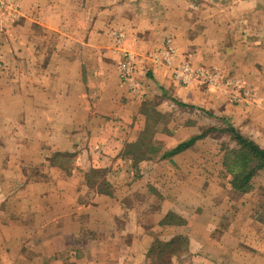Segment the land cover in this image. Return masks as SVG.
I'll return each instance as SVG.
<instances>
[{"label":"crops","instance_id":"obj_1","mask_svg":"<svg viewBox=\"0 0 264 264\" xmlns=\"http://www.w3.org/2000/svg\"><path fill=\"white\" fill-rule=\"evenodd\" d=\"M15 2L0 13V264H264V169L236 189L205 137L162 157L197 135L184 123L173 143L157 133L153 165L130 149L168 105L264 149V0ZM156 84L176 101L145 100Z\"/></svg>","mask_w":264,"mask_h":264},{"label":"rangeland","instance_id":"obj_2","mask_svg":"<svg viewBox=\"0 0 264 264\" xmlns=\"http://www.w3.org/2000/svg\"><path fill=\"white\" fill-rule=\"evenodd\" d=\"M160 94V96L158 95ZM145 100H156V99H163L165 96L170 97L172 100L171 101H176V97L171 96L169 93L165 92V90H160L159 86L156 84L154 88L149 90V92H143ZM162 97V98H161ZM165 105V104H164ZM163 115V116H162ZM206 113L203 112V107H197L194 105H186V106H181V107H176L173 105H168L166 108V112L164 114H161V116L157 115L154 111H151L148 116L151 118V126L150 131L151 134L154 133V138L155 141L153 142L158 148H161L160 150L158 149L155 151H152L149 149V146L145 147H135L132 146V148L135 153H136V160L137 163L143 162L145 159H149V162L151 165L157 161V159L161 156V153L163 150H165L163 145H161L159 142V139H157V133L162 132L160 137H162L163 140L166 142L173 143L180 138L178 136L183 135V133L178 132V128L184 123L189 126L193 127V130H196V134H201L203 132L206 133V131L209 129L208 133L206 134L205 138L208 140V145L204 146L205 149H219L222 152V155H215V157L222 163L225 157L226 151L230 149H236L238 147L237 143L233 141L230 137V134L227 132H221L220 129L222 128H228L229 124L233 125L229 120H222L219 119V117H215L211 119H208L210 121H207L205 119ZM161 120L160 122H156ZM213 128V129H212ZM171 132H173L171 134ZM177 134V137L173 138V135ZM159 136V135H158ZM204 138V137H203ZM154 140V139H153ZM148 145L150 143H147ZM151 147V146H150ZM215 151V150H214ZM74 161V159L72 160ZM224 169H220L219 174L222 180H226V182L229 180H232L233 178V171L230 169L226 168L224 164L222 165ZM258 177V178H257ZM257 179L255 181L256 185L261 184L263 187L261 189V198L262 201L264 202V182L260 181L262 179V175H257ZM103 180L101 172L99 174H92L90 175V179H88V184L91 188L97 189V187H102L105 189L104 185L101 183ZM94 185L92 184V182ZM101 183V184H100ZM264 210V207H263ZM256 240V239H255ZM258 245L261 248H264V238L262 240H258ZM264 253V251H263Z\"/></svg>","mask_w":264,"mask_h":264},{"label":"trees","instance_id":"obj_3","mask_svg":"<svg viewBox=\"0 0 264 264\" xmlns=\"http://www.w3.org/2000/svg\"><path fill=\"white\" fill-rule=\"evenodd\" d=\"M154 111L157 113V115L161 116V113L157 112L155 109H149L147 112V119L149 120V123H147V128L144 131L143 139L141 138L140 141L137 144H133L132 146L135 147H142V146H149V149L152 151H155L160 148H158L153 142V134H151L150 127L151 126V118L148 116V114ZM157 122V120H156ZM210 129V128H209ZM209 129L201 134H197L190 139L178 144L176 147H174L171 150H167L162 154V157H167L169 155H172L186 147H189L192 145L196 140L203 138L208 133ZM213 129V128H212ZM221 132H227L230 134V137L233 141H235L238 145L236 149H230L226 151L225 157L223 160V164L226 168L233 171V178L232 183L233 186L241 191H246L251 188V180L255 176L256 172L264 169V149L261 148L257 143H255L252 139H249L245 137L238 129L235 128L234 125L229 124L228 128H222L220 129ZM147 143H150L149 145ZM151 146V147H150ZM136 156V154L134 155ZM99 174V171L97 170H91L89 172V179L90 175ZM92 182V181H91ZM102 183V182H101ZM100 183V184H101ZM94 185V183L92 182ZM105 185H107L104 182ZM97 189L101 192H110V189L108 186L103 189L102 187H97ZM169 255L173 254L174 252L172 250L168 251H161L160 256L162 257L164 254Z\"/></svg>","mask_w":264,"mask_h":264},{"label":"built area","instance_id":"obj_4","mask_svg":"<svg viewBox=\"0 0 264 264\" xmlns=\"http://www.w3.org/2000/svg\"><path fill=\"white\" fill-rule=\"evenodd\" d=\"M10 6L11 8L8 9H16L17 3L15 0H0V13L3 12V10ZM123 79L130 82V87L132 89H135L137 87V82L133 81V77L130 74L123 75Z\"/></svg>","mask_w":264,"mask_h":264}]
</instances>
